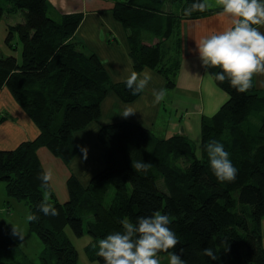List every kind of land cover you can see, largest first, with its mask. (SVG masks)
Wrapping results in <instances>:
<instances>
[{
  "label": "trees",
  "instance_id": "obj_1",
  "mask_svg": "<svg viewBox=\"0 0 264 264\" xmlns=\"http://www.w3.org/2000/svg\"><path fill=\"white\" fill-rule=\"evenodd\" d=\"M195 0H114V17L127 29L129 56L135 72L151 68L173 88L180 65L181 17L210 13L183 10ZM165 4L178 6L166 12ZM19 18L7 25L10 41L14 34L21 43V60L0 55V90L6 87L16 102L38 127V134L13 149H0V181L7 197L28 204L30 230L43 242L39 261L31 262L21 252L15 260L17 243L0 219V264H76L77 250L64 233L68 224L76 235L87 232L94 239L87 244L90 258L97 256V238L122 230L121 220L135 223L140 216L155 211L167 214L169 227L180 243L169 252L182 256L185 264H264L261 220L264 219V89L253 87L240 93L226 79L215 80L220 68H207L227 99L200 128L199 153L186 134L158 137L149 128L128 120L100 125L97 139L103 147L104 166L82 184L73 174L67 179L69 196L59 201L48 183L57 216L39 211L44 189L39 176L45 172L38 149L47 147L68 163L77 153L74 132L101 115V103L112 92L121 101L134 95L125 81H113L103 62L91 50L77 47L74 32L80 12L52 14L47 0H0V20L10 12ZM152 35L148 42L145 35ZM257 116V122L250 115ZM223 143L238 175L233 182H220L211 170L206 145ZM181 155L183 167L172 163ZM185 158H188L186 161ZM143 160L151 167L136 172L132 161ZM114 187L107 199L109 186ZM9 200V199H8ZM7 200V201H8ZM92 216V217H90ZM212 248V260L203 250ZM160 252L158 255H165Z\"/></svg>",
  "mask_w": 264,
  "mask_h": 264
},
{
  "label": "crops",
  "instance_id": "obj_2",
  "mask_svg": "<svg viewBox=\"0 0 264 264\" xmlns=\"http://www.w3.org/2000/svg\"><path fill=\"white\" fill-rule=\"evenodd\" d=\"M47 1L55 17L71 12L82 14L73 35L77 47L95 52L113 81H125L134 69L129 56L127 29L114 17L111 10L113 2ZM214 2L210 4L207 0L212 10L210 13L180 19L181 65L173 88L165 87V79L161 74L144 67L136 73L147 72L152 76L146 90L131 102H123L114 93L109 92L101 103V120H93L83 129L74 132L77 153L68 163L56 157L47 147L42 146L38 149L44 171L51 173L49 183L59 201H65L69 196L67 179L70 174L85 184L104 166L103 147L97 139V131L103 123L128 120L146 126L158 137L182 133L189 138L191 136L200 138L202 119L213 115L227 99L225 91L216 84L211 73L203 66L196 47V42L201 38L231 26V18L222 15L221 7L216 4V0ZM256 27L264 32V26ZM151 36L145 35L149 43L156 40ZM254 82L257 88L264 89V74L254 76ZM160 88L167 89V103L162 101L153 104L152 90ZM125 109H132L135 112L125 118L120 115ZM183 109L184 112L181 113ZM38 132L37 125L16 102L10 91L3 87L0 90V149H13L20 142L34 138ZM82 148L87 149L86 159ZM13 217L14 214L9 216ZM261 230L264 246V219L261 220ZM158 257L161 264H168V254ZM82 264L99 263L88 256Z\"/></svg>",
  "mask_w": 264,
  "mask_h": 264
},
{
  "label": "clouds",
  "instance_id": "obj_3",
  "mask_svg": "<svg viewBox=\"0 0 264 264\" xmlns=\"http://www.w3.org/2000/svg\"><path fill=\"white\" fill-rule=\"evenodd\" d=\"M221 7L222 15L231 18V26L217 33L205 36L196 42L199 58L206 68H220L215 74V80L223 83L226 79L238 92L244 93L253 87V77L264 74V32L256 26H264V0H216ZM207 0H195L186 7L185 16L193 12H204L208 9ZM152 76L145 72H131L125 79V84L134 95L146 90ZM153 104L165 100L167 89L152 90ZM135 111L125 109L122 115L127 118ZM211 170L220 182H233L238 169L233 165L230 154L223 143L212 140L206 145ZM84 158L87 149L82 148ZM131 167L136 172H146L151 165L143 160L132 161ZM51 177L49 171L41 173L43 198L38 205L39 211L46 216H57L58 210L50 200L47 191ZM35 214L26 217L27 222L36 221ZM171 219L167 214L155 211L150 216H140L135 223L127 219L121 220V231L108 234L98 241L97 256L103 264H161L158 253H168V264H185L182 256L169 252L180 243L176 233L169 227ZM13 232L18 233L15 226ZM203 254L212 260L217 255L212 248L203 250Z\"/></svg>",
  "mask_w": 264,
  "mask_h": 264
},
{
  "label": "rangeland",
  "instance_id": "obj_4",
  "mask_svg": "<svg viewBox=\"0 0 264 264\" xmlns=\"http://www.w3.org/2000/svg\"><path fill=\"white\" fill-rule=\"evenodd\" d=\"M114 2V0H111ZM215 0H209L210 4H214ZM163 9L166 12H177L180 13L179 4L178 6H173L172 4H165ZM19 12L12 11L10 12L7 17L3 16L0 20V55L7 56V55H14L17 59V61L21 60V43L17 37L16 34L12 36L10 41L6 39L7 37V25L14 21L13 18H19ZM181 65V62H180ZM179 65V69H180ZM179 72V70H178ZM177 72V74H178ZM176 74V75H177ZM176 81V76H175ZM166 87V86H165ZM163 103H167V99L163 101ZM184 112V109L181 111V113ZM102 115L98 118L101 120ZM258 117L251 114L250 120L253 122H257ZM97 119V121H99ZM192 139V142L196 145V151L199 153V147H200V138L191 136L190 140ZM186 161H188V158H185ZM172 163L175 167L178 169L183 167V158L181 155L172 156ZM4 182L0 181V218L5 222L6 231L9 233V235L17 242V248L19 249L18 253L15 254V260L21 262L22 254L21 252L29 259L31 262H38L40 252L43 248V242L40 240V238L37 236L35 232L30 230L28 222L26 220V217L29 213V207L28 204L21 200H16L11 197H7L4 189ZM114 193V187L112 185L109 186V193L107 195V199H111V195ZM9 199V200H8ZM8 200V201H7ZM13 218H9L10 215H13ZM92 217V216H90ZM88 218H85L83 221L84 225V232L81 235H76L72 228L65 224L62 229L64 230V233L68 236V238L73 243L74 247L77 250V263L76 264H82L84 260L88 259L87 252H86V246L91 242V240L94 239V237L87 232V220ZM13 226L16 227L18 233L13 232ZM102 238H97L99 241ZM98 241L96 242L98 246ZM97 263L98 260H96Z\"/></svg>",
  "mask_w": 264,
  "mask_h": 264
},
{
  "label": "bare ground",
  "instance_id": "obj_5",
  "mask_svg": "<svg viewBox=\"0 0 264 264\" xmlns=\"http://www.w3.org/2000/svg\"><path fill=\"white\" fill-rule=\"evenodd\" d=\"M182 18H185V17H181V19H182ZM32 139H33V138H32ZM28 140H29V139H28Z\"/></svg>",
  "mask_w": 264,
  "mask_h": 264
}]
</instances>
